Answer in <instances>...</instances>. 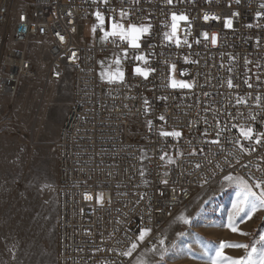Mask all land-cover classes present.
Instances as JSON below:
<instances>
[{
  "label": "built area",
  "instance_id": "2783aa9c",
  "mask_svg": "<svg viewBox=\"0 0 264 264\" xmlns=\"http://www.w3.org/2000/svg\"><path fill=\"white\" fill-rule=\"evenodd\" d=\"M97 11L109 26L117 20L151 27L137 49L111 38L94 43L81 37L80 27L96 25L102 36ZM173 13L187 17L177 35L188 44L179 47L164 37ZM33 43L46 47V82L68 74L71 84L53 145L57 264H129L132 257L120 253L144 228L151 232L137 250L169 248L166 227L211 185L228 174L253 186L264 180V137L260 144L240 138L255 149L249 155L232 127L264 133V0H0V98L8 107L22 79L39 72ZM125 49L127 65L148 69L147 78L131 72L123 82L100 79L98 57ZM170 76L192 86L169 87ZM10 117L6 111L1 121ZM221 129L223 150L210 143Z\"/></svg>",
  "mask_w": 264,
  "mask_h": 264
},
{
  "label": "rangeland",
  "instance_id": "374dc122",
  "mask_svg": "<svg viewBox=\"0 0 264 264\" xmlns=\"http://www.w3.org/2000/svg\"><path fill=\"white\" fill-rule=\"evenodd\" d=\"M93 27L82 24L80 35L101 44L103 35L97 37ZM108 30L110 26L105 23L104 31ZM31 55L39 63L37 76L22 79L10 107L0 98V264H56V248L50 237L48 219L46 232L39 237L36 255L30 247L34 224L29 221L34 213L26 195L31 182L32 185L35 181V184H46L49 180L48 172L39 175L36 158L40 149L46 151V158L55 153L52 137L54 123H58L63 110L68 111L72 98L71 84L68 74L58 82H46V47L33 43ZM119 56L124 76L134 72L136 67L127 65L123 55ZM115 58L116 55L110 54L98 57L97 75L100 79L106 69L116 67L112 63ZM51 95V105L45 109ZM6 111L11 117L8 122H3L1 119ZM46 167L45 161L43 169ZM237 191L235 184L224 178L211 185L166 227L165 236L172 240L171 247L139 249L129 264H136L137 260H143L145 264H210V258L221 242L246 243L250 246L249 250L252 246L258 249L264 246V242L260 241V236L264 235V209H258L251 219L242 214V218L235 223L238 231L233 232L228 227V216ZM181 215L187 223L178 219ZM241 232L248 235H241ZM223 252L234 258L245 254L244 249L232 247H225Z\"/></svg>",
  "mask_w": 264,
  "mask_h": 264
},
{
  "label": "snow or ice",
  "instance_id": "6c2138e0",
  "mask_svg": "<svg viewBox=\"0 0 264 264\" xmlns=\"http://www.w3.org/2000/svg\"><path fill=\"white\" fill-rule=\"evenodd\" d=\"M95 2V0H94ZM107 2V0H105ZM168 3H171L172 0H167ZM238 2V0H237ZM96 18L97 21L99 22V27L103 31V36L102 39L105 40L106 42L111 38V42L113 44H116L117 41L120 43H127L129 48L132 49H137L140 47L139 40L142 35L147 33L150 29V25L148 26H137L135 24H129L125 26L123 23L117 20H113L111 22L110 30L104 31V25H105V18L104 16L97 11L96 12ZM127 14L124 12L120 13L121 19H123ZM261 14L257 13V17H259ZM205 20H207L209 17L205 15ZM187 17L184 15H176L175 13L172 14L171 16V30L169 32L164 33V37L168 41H173L175 42L176 46L179 47L181 43L183 44H188L187 36L183 38V41H181L180 37L177 35V30L179 27V23L181 21H186ZM227 27H231V21L226 22ZM251 26V25H249ZM96 25L93 27V32L96 31ZM205 38L207 39V33L204 34ZM61 39H63L61 37ZM212 43L215 45L216 43V37H212ZM190 46V45H189ZM128 56L127 49L124 50L123 52V58L126 59ZM136 60L143 61L145 64H147V59L145 58L144 55H137L135 56ZM121 56L116 55V58L112 61V63L116 66L112 70H105L101 74V79H106L108 83H116V82H123L124 80V72L121 67ZM171 72L174 74L176 71V65L172 64L170 66ZM154 71V70H153ZM135 74L144 76L147 78L149 74V70L141 67H136L134 69ZM170 83L169 87L172 88H189L192 85L188 84L187 82L183 80H176L174 76L169 77ZM229 86L231 87V81L228 82ZM251 87V85H249ZM254 119V117H251ZM160 119L163 120V117H160ZM149 127L151 128V121L148 122ZM233 128L238 129L239 137L236 140V143L239 144L240 149L243 152H248L249 155L251 154V151H255L254 148L245 147L241 142L240 138H242L245 141L254 142L256 144L261 143V138L264 137V133H256L254 135V129L251 127H245V126H238V125H232ZM224 129H221L220 132H217V139L210 141V143L216 144L222 148L221 141L219 137L222 135V132ZM160 136L162 137H168V136H173V137H179L181 135L180 132H167V131H161L159 133ZM164 157H161L163 159ZM169 162L171 159H169ZM237 163H240L239 160H237ZM246 166V165H245ZM199 167V165H197ZM226 181H228L231 184H235L237 187L238 191L236 192V200L232 204V211L229 213L228 216V227L233 231L236 232L238 229L235 226V223L238 218H242V214L246 215L248 219H251L253 214L258 210V209H264V180L257 181L255 185L253 186L250 184L244 177L242 176H233L231 174H228L224 177ZM254 187L256 189H259L260 191H254ZM86 199H92V196L89 194H85ZM103 199V193H99L97 197V202L100 203L102 202ZM178 219L183 220L185 223L188 221L185 219L183 215L179 216ZM151 232V229L144 228L141 229L139 232L138 237L136 238L135 241H133L130 245V247L120 253V255L124 257H132L133 253L136 252L137 248L141 243L145 241V238L149 235ZM241 235H248L247 233H240ZM260 241L264 242V235L260 236ZM160 244L163 245L164 241L160 240ZM225 247H232V248H239V249H244L245 254L243 256H240L238 258H234L231 256H226L223 252V249ZM249 245L246 243H236V244H226L224 242H221L215 250L214 256L210 258V264H264V246L260 247L259 249L256 248L255 246L251 247V250H249ZM136 264H145L143 260H137Z\"/></svg>",
  "mask_w": 264,
  "mask_h": 264
},
{
  "label": "crops",
  "instance_id": "0c3cea01",
  "mask_svg": "<svg viewBox=\"0 0 264 264\" xmlns=\"http://www.w3.org/2000/svg\"><path fill=\"white\" fill-rule=\"evenodd\" d=\"M52 99L53 98L51 95L49 101H47L45 104V109H48L50 107ZM66 114L67 112L63 110L58 119V123H54L55 126L52 135L54 139L53 141H55L54 143H56L59 137L60 129L62 127ZM45 161L47 163V167L44 170L43 167ZM36 166H37L36 168H38L39 170L38 171L39 175H41L44 171L48 172L49 180L47 181L46 184L44 182L41 183L39 182L35 184L36 181L33 185L32 182L31 184H29L31 188H29L26 198L30 203L31 211L34 213V216L33 217L31 216L29 221L31 224L32 222L34 224L33 233L31 231V234H33V236H31L30 247L33 248L34 254L36 255L38 252L39 237L46 232L45 224H46V219H48L50 237L51 239L53 238L54 240L55 248H56V256H57V199H56V192H54L57 184L56 181L57 154L54 153V155H49V157L46 158V151L40 149L38 151L36 158ZM0 177H1V173H0ZM43 237L45 239V236ZM56 256H55V260H56Z\"/></svg>",
  "mask_w": 264,
  "mask_h": 264
}]
</instances>
